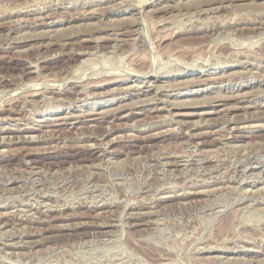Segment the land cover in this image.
Here are the masks:
<instances>
[{
  "label": "rangeland",
  "instance_id": "rangeland-1",
  "mask_svg": "<svg viewBox=\"0 0 264 264\" xmlns=\"http://www.w3.org/2000/svg\"><path fill=\"white\" fill-rule=\"evenodd\" d=\"M263 9L0 0V264H264Z\"/></svg>",
  "mask_w": 264,
  "mask_h": 264
},
{
  "label": "bare ground",
  "instance_id": "bare-ground-1",
  "mask_svg": "<svg viewBox=\"0 0 264 264\" xmlns=\"http://www.w3.org/2000/svg\"><path fill=\"white\" fill-rule=\"evenodd\" d=\"M120 1V0H119ZM131 1V0H130ZM136 1V0H135ZM140 1V0H139ZM147 1V0H146ZM184 1V0H183ZM219 1V0H218ZM189 2V1H188ZM146 3V2H145ZM190 3V2H189ZM194 3V2H193ZM204 3V2H203ZM245 3V2H244ZM254 3V2H253ZM165 4V3H164ZM175 4V3H174ZM177 4V3H176ZM195 4V3H194ZM258 4V3H257ZM260 4V3H259ZM190 5V4H189ZM24 6V5H23ZM195 6V5H194ZM204 6V5H203ZM212 6V5H211ZM215 6H216V4H215ZM220 6V5H219ZM238 6V5H237ZM15 7V6H14ZM18 7V6H17ZM20 7V6H19ZM174 7V6H173ZM29 8V7H28ZM151 8V7H150ZM208 8V7H207ZM216 8H219V7H216ZM223 8V7H222ZM238 8V7H237ZM19 9V8H18ZM24 9V8H23ZM27 9V8H26ZM211 10L212 9H215V8H210ZM202 10V9H201ZM207 10V9H206ZM228 10V9H227ZM264 10V9H263ZM92 11V10H91ZM187 11V10H186ZM203 11V10H202ZM201 11V12H202ZM210 10H207V12H209ZM146 12V11H145ZM179 12V11H178ZM188 13H192V15H194V16H196L197 17V19H201L200 18V15L198 16V12H197V8L195 9V10H193V11H187ZM186 12V13H187ZM262 12V11H261ZM9 13V12H8ZM172 13V12H171ZM185 13V12H184ZM183 13V14H184ZM185 13V14H186ZM200 13V12H199ZM132 14V13H131ZM175 14V13H174ZM181 14V13H180ZM183 14H182V16H183ZM184 14V15H185ZM213 14V13H212ZM221 14V13H220ZM225 14V13H224ZM173 15V14H172ZM188 15H190V14H188ZM216 15V14H215ZM45 16V15H44ZM65 16V15H64ZM76 16H77V14H76ZM160 16V15H159ZM174 16V15H173ZM180 16V15H179ZM69 17V16H68ZM164 17V16H163ZM169 17V16H168ZM184 17H186V15L184 16ZM183 17V18H184ZM233 17V16H232ZM41 18V17H40ZM54 18V17H53ZM142 18V17H141ZM161 18V17H160ZM166 18V17H165ZM227 18V17H226ZM114 19V18H113ZM128 19V18H127ZM144 19V18H143ZM179 19H180V17H179ZM182 19V18H181ZM186 19V18H185ZM208 19V18H207ZM115 20V19H114ZM113 20V21H114ZM123 20V19H122ZM150 20V19H149ZM177 20H178V18H177ZM192 20V19H191ZM115 21H117V20H115ZM119 21H121V20H119ZM136 21V20H135ZM145 21V20H144ZM157 22H154V21H152V23H151V25H150V29H148V27L149 26H147V28L145 29L144 28V30L142 31H139L138 33L139 34H143V33H145V36L147 35V34H149V31H155L156 29H157V32L159 31V33H160V31L162 30V31H164L163 29H165V26H163V25H165L166 23H168V22H166V21H164L163 19L162 20H156ZM169 21V20H168ZM174 21V20H173ZM176 21V20H175ZM184 21V20H183ZM197 21V20H196ZM226 21V20H225ZM264 21V20H263ZM107 22V21H106ZM172 22V21H171ZM170 22V23H171ZM177 22V21H176ZM199 22V21H198ZM198 22H191L190 21V18H189V28L187 29V30H185V29H183V28H175V30H173L174 32H172V33H179V32H181V33H190V32H192V33H203V34H206V33H208V32H214L215 31V27H217V28H219V26H217L216 24V26L215 27H213V25H209V26H205V27H203V26H198L199 25V23ZM31 23V22H30ZM117 23V22H116ZM203 23V22H202ZM122 24V23H121ZM139 23L136 21V22H134L131 26H137ZM149 24V23H148ZM84 25V24H83ZM141 25V24H140ZM203 25V24H202ZM208 25V24H207ZM144 26V25H143ZM170 26V25H169ZM183 26V25H182ZM12 27V26H11ZM111 27V26H110ZM184 27V26H183ZM75 28V27H74ZM78 28H81V27H78ZM108 28V27H107ZM158 28H160V29H158ZM167 28H169V29H172L171 28V26L170 27H167ZM166 28V29H167ZM32 29V28H31ZM140 29H141V27H140ZM165 29V30H166ZM40 30V29H39ZM55 30H56V28H55ZM66 31V30H65ZM135 31H136V27H135ZM261 31H263V29L261 30ZM54 32V31H53ZM122 32V31H121ZM120 32V33H121ZM125 32H127L126 30H125ZM125 32H122V33H125ZM146 32H148L147 34H146ZM170 32V31H169ZM218 32V31H217ZM33 34H35V32L33 33ZM51 33H49V35H50ZM158 34V33H157ZM221 34V33H220ZM7 35V34H6ZM20 35V34H19ZM28 35V34H27ZM56 35V34H55ZM22 36V35H21ZM127 36V35H126ZM136 36V35H135ZM134 36V37H135ZM139 36V35H138ZM155 36V35H154ZM59 37V36H58ZM114 37V36H113ZM160 38H158V37H154L155 39H153L152 41H150V42H153L154 40L155 41H157V42H160L161 40L162 41H164L165 40V38H163V36H159ZM164 37H165V35H164ZM31 38V37H30ZM136 38V37H135ZM146 38V37H145ZM29 39V38H28ZM85 39V38H84ZM118 39H119V37H118ZM143 39V38H142ZM141 39V40H142ZM149 39V38H148ZM193 39V38H192ZM5 40V39H4ZM99 40V39H98ZM170 40V39H169ZM154 41V42H155ZM190 41V40H189ZM150 42H149V44H150ZM153 42V43H154ZM207 42V41H206ZM132 43V42H131ZM179 43H181L180 45H179V48H180V50L179 49H177V50H179V51H183L184 49H186V47H184L185 45L184 44H182L183 42H179ZM46 44V43H45ZM51 44V43H50ZM116 44V43H115ZM198 44V43H197ZM4 45V44H3ZM118 45V44H117ZM125 45V44H124ZM135 45V44H134ZM133 45V46H134ZM34 46V45H33ZM36 46V45H35ZM128 46V45H127ZM136 46V45H135ZM140 46V45H139ZM142 47H143V45H141ZM145 46V45H144ZM183 46V47H182ZM59 47V46H58ZM137 47V46H136ZM188 47V46H187ZM23 48V47H22ZM155 48V47H154ZM190 48V47H189ZM188 48V49H189ZM48 49V48H47ZM142 49V48H141ZM143 49H145L144 47H143ZM150 49V48H149ZM70 50V49H69ZM111 50V49H110ZM134 50V49H133ZM165 50V49H164ZM175 50V49H174ZM187 50V49H186ZM20 51V50H19ZM57 51V50H56ZM83 51V50H82ZM146 51V50H145ZM178 51V52H179ZM126 52V51H125ZM130 52V51H129ZM142 52V51H141ZM152 52H153V49H152ZM170 52H172V51H170ZM187 52V51H186ZM17 53V52H16ZM74 53V52H73ZM79 53V52H78ZM149 53V52H148ZM148 53H147V55H148ZM164 53V52H163ZM162 53V54H163ZM180 53H182V52H180ZM197 53V52H196ZM195 53V54H196ZM122 54V53H121ZM139 54V53H138ZM153 54H154V52H153ZM160 54V53H159ZM186 54V53H185ZM53 55V54H52ZM78 55V54H77ZM124 55H126V54H124ZM146 54H144V56H145ZM152 55V54H151ZM132 56V55H131ZM141 56V55H140ZM141 56V57H143V58H141L142 60H141V62L143 61V63H144V60L143 59H146L145 57H147V56ZM149 56V55H148ZM196 56H198V55H196ZM140 58V57H139ZM180 58V57H179ZM193 58V57H192ZM198 58H199V56H198ZM149 59V58H148ZM147 59V60H148ZM187 59V58H186ZM194 59V58H193ZM248 59V58H247ZM28 60V59H27ZM88 60V59H87ZM132 60V59H131ZM146 60V61H147ZM160 60V59H159ZM182 60V59H181ZM84 61V60H83ZM129 61V60H128ZM133 61H134V59H133ZM139 61V60H138ZM145 61V63H147ZM164 61V60H163ZM179 61V60H178ZM190 61V60H189ZM242 61V60H241ZM240 61V62H241ZM30 62V61H29ZM88 62V61H87ZM171 62V61H170ZM169 62V63H170ZM180 62V61H179ZM183 62V61H182ZM82 63V62H81ZM84 63H86V62H84ZM143 63H141L142 65H143ZM154 63V62H153ZM172 63H173V61H172ZM177 63V62H176ZM184 63H186V62H184ZM183 63V64H184ZM196 63V62H195ZM133 64V63H132ZM246 64V63H245ZM80 65V64H79ZM138 65V64H137ZM141 65V66H142ZM146 65V64H145ZM176 65V64H175ZM133 66V65H132ZM144 66V65H143ZM226 66V65H225ZM32 67H34L33 66V64H28V70H29V72L30 73H36L37 74V70L35 71V69L33 70L32 69ZM35 67H37V66H35ZM148 67V66H147ZM150 67H151V65H150ZM166 67V66H165ZM228 67V66H227ZM135 68H136V65H135ZM159 68V67H158ZM32 69V70H31ZM146 68H138V69H136L135 71L136 72H140L141 74H143L144 76L145 75H147V73L149 72V71H146L145 70ZM148 69V68H147ZM188 69V68H187ZM77 70V69H76ZM200 70V71H199ZM146 71V72H145ZM151 71V70H150ZM162 71V70H161ZM202 67L200 68V69H198V71H196L195 73H191V72H186V69H182V70H180L179 72H177L176 73V77H184V76H187V75H198L199 77L201 76L200 74L202 73ZM77 72V71H76ZM126 72V71H125ZM130 72H131V70H130ZM237 72V71H236ZM114 73V72H113ZM134 73V72H133ZM208 73V72H207ZM206 73V71L204 70V74H207ZM75 74V73H74ZM81 74V73H80ZM117 74V73H116ZM139 74V73H138ZM203 74V75H204ZM222 74V73H221ZM105 76V75H104ZM115 76V75H114ZM134 76V75H133ZM139 76V75H138ZM156 76L157 75H153L152 76V78H154V80L155 81H159V77H157L156 78ZM194 77L193 79H189L188 81L187 80H185L184 81V83L182 84V87L183 88H185V94L186 95H188V94H193V93H195V94H197V93H199V89H196V88H198L199 86H201V85H203V84H205V83H213V82H207L206 80H200L199 79V77ZM216 76V75H215ZM36 77V76H35ZM210 77V76H209ZM80 78V77H79ZM131 78V77H130ZM145 78V77H144ZM114 79V78H113ZM116 79H118V78H116ZM126 79V78H125ZM125 79H122L121 78V76H120V78H119V80H111L110 82H112V83H114V82H117V81H119V82H122V81H124ZM138 79V78H137ZM186 79V78H185ZM217 78H211V81H215ZM260 79V78H259ZM68 80V79H67ZM81 80V79H80ZM139 80V79H138ZM210 80V79H209ZM34 81V80H33ZM49 81V80H48ZM75 81V80H74ZM107 81V80H106ZM143 81V80H142ZM223 82H225L226 80H222ZM27 82V81H26ZM135 82V81H134ZM73 83V82H72ZM108 83V82H107ZM150 83V82H149ZM24 84V83H23ZM43 84H44V82H43ZM75 84H76V82H75ZM141 84V83H140ZM148 84V83H147ZM110 85V84H109ZM16 86V85H15ZM28 86H29V84H28ZM44 86V85H43ZM77 86V85H76ZM100 86V85H99ZM128 88H130L128 85H126ZM134 86H137L136 84L134 85ZM140 85L138 84V87H139ZM194 86H196V87H194ZM208 86V85H207ZM85 87V86H84ZM114 87V86H113ZM127 87L125 88V89H127ZM137 87V88H138ZM48 88V87H47ZM142 88V87H141ZM160 88V87H159ZM136 89V88H135ZM140 89V88H139ZM157 89V88H156ZM205 89V87L203 88V90ZM207 89V88H206ZM255 89V88H254ZM109 90V89H108ZM253 90V89H252ZM251 90V91H252ZM257 90V89H256ZM255 90V91H256ZM8 91V90H7ZM114 91V90H113ZM140 91V90H139ZM243 91V90H242ZM29 92V91H28ZM27 92V93H28ZM52 92V91H51ZM83 92V91H82ZM130 92V91H129ZM32 93V92H31ZM94 93V92H93ZM112 93V92H111ZM161 93V92H160ZM203 93V92H202ZM236 93V92H235ZM243 93V92H242ZM247 93V92H246ZM96 94V93H95ZM100 94V93H99ZM143 94V93H142ZM123 95V94H122ZM152 95V94H151ZM150 95V96H151ZM224 95V94H223ZM139 96V95H138ZM204 96H205V94H204ZM203 96V97H204ZM233 96V95H232ZM245 96V95H244ZM88 97V96H87ZM165 97V96H164ZM208 97V96H207ZM121 98V97H120ZM152 98V97H151ZM205 98V97H204ZM25 99H27V98H25ZM46 99V98H45ZM122 99V98H121ZM137 99V98H136ZM150 99V98H149ZM222 99V98H221ZM57 100V99H56ZM133 100V99H132ZM147 100H148V98H147ZM204 100V99H203ZM27 101V100H26ZM168 101V100H167ZM128 102V101H127ZM130 102V101H129ZM171 102V101H170ZM184 101L182 100V103H183ZM197 102H199V101H197ZM42 103V102H41ZM131 103H134V102H131ZM173 103V102H172ZM196 103V102H195ZM237 103V102H236ZM6 104V103H5ZM13 104V103H12ZM38 104V103H37ZM139 104V103H138ZM174 104H176V103H174ZM187 104V103H186ZM197 104V103H196ZM119 105V104H118ZM121 105V104H120ZM172 105V104H171ZM179 105V104H178ZM239 105V104H238ZM132 106V105H131ZM224 106V105H223ZM236 106V105H235ZM138 107V106H137ZM231 107V106H230ZM241 107V106H240ZM113 108V107H112ZM120 108V107H119ZM122 108V107H121ZM134 108V107H133ZM19 111V110H18ZM105 111H106V109H105ZM118 111V110H117ZM110 112V111H109ZM131 112V114H134L132 111H130ZM93 113V112H92ZM106 114L107 112H103V114ZM210 113V112H209ZM78 114V113H77ZM94 114V113H93ZM96 114V113H95ZM98 114H100V113H98ZM130 114V113H129ZM172 114V113H171ZM223 114V113H222ZM69 115V114H68ZM143 116V115H142ZM251 116V115H250ZM126 117V116H125ZM3 118V117H2ZM76 118H78V117H76ZM89 118H91V117H89ZM158 118V117H157ZM23 119V118H22ZM63 119H72V118H70V117H65V118H63ZM35 120V119H34ZM56 120V119H55ZM175 120V119H174ZM138 121V120H137ZM243 122V121H242ZM170 123V122H169ZM149 124V123H148ZM132 125V124H131ZM218 125V124H217ZM222 125V124H221ZM225 125V124H224ZM240 125V124H239ZM251 125H252V123H251ZM49 127V126H48ZM110 127V126H109ZM107 128V127H106ZM48 129V128H47ZM108 129V128H107ZM135 129V128H134ZM170 129V128H169ZM140 130V129H139ZM52 134V133H51ZM85 135V134H84ZM9 137H10V135H9ZM31 137V136H30ZM34 137V136H33ZM18 140V139H17ZM31 140V139H30ZM113 141V140H112ZM8 142V141H7ZM11 142V141H10ZM92 144V143H91ZM225 144H227V143H225ZM102 145V144H101ZM60 146V145H59ZM91 146H93V145H91ZM195 146V145H194ZM227 147V146H226ZM52 149V148H51ZM61 149V148H60ZM24 156V155H23ZM209 156V155H208ZM101 158V157H100ZM183 159V158H182ZM167 160V159H166ZM205 160V159H204ZM111 162V161H110ZM188 162V161H187ZM173 163V162H172ZM33 167V166H32ZM94 167V166H93ZM246 167V166H245ZM35 170V169H34ZM33 170V171H34ZM236 170V169H235ZM245 170V169H244ZM260 170V169H259ZM255 173V172H254ZM258 173V172H257ZM234 175V174H233ZM241 175V174H240ZM254 175V174H253ZM252 175V176H253ZM243 178V177H242ZM252 179V178H251ZM254 180V179H253ZM13 182V181H12ZM241 182V181H240ZM234 185V184H233ZM220 186V185H219ZM235 186V185H234ZM262 186V185H261ZM260 186V187H261ZM212 187V186H211ZM177 188V187H176ZM214 188V187H213ZM231 188V187H230ZM246 188H248V187H246ZM262 188H263V186H262ZM207 188H205V190H206ZM222 189V188H221ZM199 190V189H198ZM208 190V189H207ZM219 190V189H218ZM217 190V191H218ZM203 191V190H202ZM209 191V190H208ZM246 191V190H245ZM252 191V190H251ZM261 191V190H260ZM199 192H200V190H199ZM204 192V191H203ZM191 193V192H190ZM210 193V192H209ZM253 193V192H252ZM255 194V193H254ZM255 196V195H254ZM152 199H154V198H152ZM156 199V198H155ZM198 199V198H197ZM204 200V199H203ZM134 201V200H133ZM124 202V201H123ZM129 202V201H128ZM182 202V201H181ZM188 202V201H187ZM135 206V205H134ZM122 208V207H121ZM111 210V209H110ZM261 210V209H260ZM14 211V210H13ZM263 211V210H262ZM138 212V211H137ZM219 212V211H218ZM30 213V212H29ZM27 214V213H26ZM159 214V213H158ZM99 215V214H98ZM64 216V215H63ZM75 216V215H74ZM77 216V215H76ZM82 216V215H81ZM16 217V216H15ZM134 217V216H133ZM142 217H144L143 216V213H142V215H141V213H140V216H139V218L137 219V220H142L141 218ZM73 218V217H72ZM113 218V217H112ZM5 219V218H4ZM44 220V219H43ZM59 221V220H58ZM77 222V221H76ZM159 222V221H158ZM78 223V222H77ZM66 224H68V223H66ZM76 224V223H75ZM69 225V224H68ZM107 225V224H106ZM60 226V225H59ZM65 226H67V225H65ZM133 226V225H132ZM76 227V226H75ZM134 227V226H133ZM153 227V226H152ZM143 228V227H142ZM145 230V229H144ZM39 232V231H38ZM22 233V232H21ZM96 236V235H95ZM250 241V240H249ZM264 241V240H263ZM8 242V241H7ZM23 242V241H22ZM261 242V241H260ZM241 245V244H240ZM208 246V245H207ZM203 249V248H202ZM209 250V249H208ZM220 257V256H219ZM235 257V256H234ZM169 258V257H168ZM236 258L237 257H235V260H236ZM242 258V257H241ZM203 259V258H202ZM243 259V258H242ZM260 259V258H259ZM241 260V259H240ZM249 260V259H248ZM169 261V260H168ZM199 261V260H198ZM203 261H204V259H203ZM213 261H214V259H213ZM226 261V260H225ZM233 261V260H232ZM251 261V260H250ZM208 262V261H207ZM242 262V261H241ZM198 263V262H197ZM222 263V262H221ZM244 263V262H243ZM157 264V263H156ZM160 264V263H159ZM167 264V263H166ZM170 264V263H169ZM205 264V263H204ZM210 264V263H209ZM225 264V263H224ZM227 264V263H226ZM231 264H232V262H231Z\"/></svg>",
  "mask_w": 264,
  "mask_h": 264
}]
</instances>
